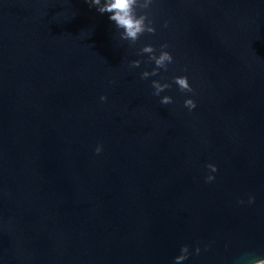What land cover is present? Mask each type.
Masks as SVG:
<instances>
[{
	"label": "water",
	"instance_id": "95a60500",
	"mask_svg": "<svg viewBox=\"0 0 264 264\" xmlns=\"http://www.w3.org/2000/svg\"><path fill=\"white\" fill-rule=\"evenodd\" d=\"M148 11L132 45L87 0H0V264L264 259V0ZM165 42L173 63L141 79Z\"/></svg>",
	"mask_w": 264,
	"mask_h": 264
},
{
	"label": "clouds",
	"instance_id": "9594fccd",
	"mask_svg": "<svg viewBox=\"0 0 264 264\" xmlns=\"http://www.w3.org/2000/svg\"><path fill=\"white\" fill-rule=\"evenodd\" d=\"M90 7H95L101 14H109V19L115 23L117 29H122L120 37L122 40H127L130 44L134 45L139 40L140 36L145 33L155 34L156 28L154 26V20L151 18V13L148 11L153 4V0H87ZM164 27H167V21L164 22ZM169 45L167 42L163 43L159 47V51L152 44H144L140 50L139 55L147 54V59L144 63H151L154 66L149 70L145 68L141 73V79H147L149 77L160 76L161 70L167 71L169 64L173 63V56L167 50ZM142 61L140 59L130 61L132 68H139ZM162 79V78H161ZM161 79H152L151 87L153 88V95L160 96L161 92L171 88L172 84ZM172 82L175 83L181 92L193 93L194 89L189 83L186 75H178L172 78ZM105 95L100 96L101 101H106ZM160 103L168 105L173 103V99L170 95H164ZM184 106L191 111L196 107V102L191 97L184 100ZM102 151V145L97 144L95 152L99 154ZM206 167L210 170L205 177L206 182H211L215 179L212 173L217 171V165L214 163H208ZM255 197L249 195L248 202L254 203ZM239 203H243L240 200ZM196 254H199L200 247L197 245L195 248ZM189 256V246L187 244L181 245L180 254L174 257L173 264H182ZM244 264H264V259H252L245 260Z\"/></svg>",
	"mask_w": 264,
	"mask_h": 264
}]
</instances>
